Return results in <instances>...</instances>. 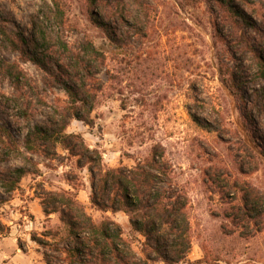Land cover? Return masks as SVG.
<instances>
[{"label":"rangeland","instance_id":"obj_1","mask_svg":"<svg viewBox=\"0 0 264 264\" xmlns=\"http://www.w3.org/2000/svg\"><path fill=\"white\" fill-rule=\"evenodd\" d=\"M233 2L257 30L216 0H96L94 5L66 0L69 24L64 28L48 18L50 0H0V24L23 34L36 53L52 52L63 63L84 50L86 38L105 53L97 70L104 87L91 114L93 124L73 119L68 131L81 133L112 167L133 165L155 143L164 147L176 182L189 197V258L200 259L195 264H264V201L260 221L243 226L226 216L227 209L240 205L243 193L222 194L225 183L216 185L207 175L222 173L216 176L220 183L229 173L264 193V140L252 138L264 135V79L240 38L245 31L250 43L264 50V0ZM95 17L108 21L112 36ZM7 62H17L25 72L30 119L23 114L24 97L3 68ZM221 66L227 77L233 73L234 89L222 82ZM56 97L66 100L63 88L51 86L45 72L24 61L0 34V126L22 143L29 127L45 120ZM34 159L39 175L23 177L11 194L0 187V264H46L33 233L64 231L57 214H44L36 187L41 182L47 188H70L69 167L42 156ZM22 163L16 151L0 147V171ZM80 175L84 184L77 196L86 210L97 222L108 215L120 223L141 255L144 237L128 216L93 208L89 172L83 169Z\"/></svg>","mask_w":264,"mask_h":264},{"label":"trees","instance_id":"obj_2","mask_svg":"<svg viewBox=\"0 0 264 264\" xmlns=\"http://www.w3.org/2000/svg\"><path fill=\"white\" fill-rule=\"evenodd\" d=\"M88 1L92 5L96 2ZM216 2L239 16L244 25L253 26L257 30L255 24L242 15L241 7L233 0ZM49 8L48 18L54 20L59 28L69 24L66 0H50ZM94 19L112 36L108 21H99L97 17ZM0 34L13 50L20 53L24 61L33 62L45 72L51 86H61L66 95V100L59 97L53 100L45 120L30 126L22 143L15 140L4 126H0V147L16 151L23 159L21 165L0 171V187L6 193L18 190L26 175L40 174L39 163L34 159L36 155L50 161L58 160L63 166L69 167L65 171V179L70 188H47L41 182L36 187L44 214L48 218L51 214H57L64 226L63 232L59 228H50L43 233V237H38L36 233L32 235V239L44 249L42 254L46 264L199 262L200 259L189 258L192 249L189 197L176 182L174 167L166 158L164 147L155 143L133 165L112 167L104 163L102 152L90 147L81 133L68 131L73 119L93 124L91 114L104 87L97 70L106 60L105 53L92 39L86 38L84 50L71 55L62 63L52 52L36 53L23 34L9 32L1 24ZM240 38L254 57L258 75L264 79V50L259 44H251L245 31H241ZM3 66L13 79L17 92L24 97L23 114L30 119L33 111L24 90V79L27 78L25 72L17 62L3 63ZM226 74L228 73L221 66L222 82L234 89L236 79L233 73L229 77ZM190 114L198 121L195 115ZM252 138L264 140V135H252ZM248 148L253 152L250 145ZM261 153L264 156V149ZM83 169H87L90 176L89 197L92 207L105 213L124 212L133 230L144 237L141 241V255L134 249L132 241L124 237L120 223L108 215L95 221L78 199V190L84 184L80 175ZM221 174L215 171L207 175L216 185L225 183L222 194H226L228 190H235V193L240 190L243 193L240 205L227 209L226 216L231 214L232 219H237L243 226L251 221H260L258 217L262 215L258 208L264 201V193L253 189L244 180L231 179L229 173L223 174V183L220 184L216 176ZM56 254H61L62 257L57 259Z\"/></svg>","mask_w":264,"mask_h":264}]
</instances>
